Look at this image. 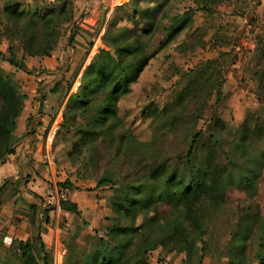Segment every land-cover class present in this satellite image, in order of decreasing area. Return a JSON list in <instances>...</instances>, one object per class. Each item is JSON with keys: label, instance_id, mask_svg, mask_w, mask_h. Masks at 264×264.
<instances>
[{"label": "rangeland", "instance_id": "rangeland-1", "mask_svg": "<svg viewBox=\"0 0 264 264\" xmlns=\"http://www.w3.org/2000/svg\"><path fill=\"white\" fill-rule=\"evenodd\" d=\"M92 1L0 0V52L8 56L11 49L19 60L24 56L19 41L22 34L17 33L20 25L7 22L5 7L20 6L27 20L35 13L60 11L66 6L74 18L71 28L61 27L63 37L49 57L25 56L32 74L0 57V67L27 97L23 112L33 108V119L44 118L39 139L30 142L43 145V158L37 164L31 160L30 191L22 200L41 207L35 217L39 232L47 231L46 224L39 221L43 212H48L53 228L58 221L59 250L56 252L52 241V248L47 249L50 264L64 263L68 243L76 242L80 251L93 249L94 244L86 237L94 235V230L102 236L114 223L117 190L163 186L166 175L152 176L162 164L167 173L174 171L178 178L188 179L186 156L197 133H202L197 160L203 161L209 147L214 148L218 167L215 180L223 188L217 201L205 199L196 211L203 221L201 238L181 207L163 202L138 214L136 225L143 224V236L162 243L147 255V261L230 264L233 240L245 231V263L259 264V251L264 245V163L251 165L264 150V136L240 149V129L251 117L264 127V101L259 96L264 87V0H171L151 26L140 15L154 10L156 3H142L143 10L135 13L138 9L129 5L130 0H117L113 6L112 0H97L99 9L87 21ZM187 14V25L179 31L178 20ZM134 20L137 24L132 26ZM125 28L128 32L124 37L131 40H141L144 29H150V35L142 39L148 64L131 91L119 100L117 122H111L97 137L90 135L88 144L82 145L80 129L88 130L90 116L85 120L78 115L74 123L65 125L68 99L80 90L84 70L99 51L108 50L106 33L120 35ZM68 85L72 86L70 91ZM31 93L35 95L32 103ZM216 120L221 122L219 127ZM210 135L218 137L221 144H213ZM248 166L256 173L251 190L228 184ZM106 176H111L114 184L99 186ZM69 185L75 188L68 189ZM16 188L20 190L21 185ZM61 201L75 203L81 215L63 212ZM22 202L17 201L14 209L26 215L28 205ZM121 223L126 226L130 222L123 219ZM176 223L185 228L184 234L192 243L190 252L169 251L175 244L168 235ZM174 241L180 243V237ZM0 264H21L18 245L14 242L7 246L2 237Z\"/></svg>", "mask_w": 264, "mask_h": 264}, {"label": "trees", "instance_id": "trees-1", "mask_svg": "<svg viewBox=\"0 0 264 264\" xmlns=\"http://www.w3.org/2000/svg\"><path fill=\"white\" fill-rule=\"evenodd\" d=\"M171 0H130L129 5L137 10H141V4L150 2L156 3L154 10H146L141 17L145 18L150 26L163 10L164 6ZM126 9V7L122 8ZM157 9V10H156ZM7 22L10 24L20 25L18 34H22L20 43L23 47L22 59H17L12 50L6 56L0 52V57L4 62L9 63L14 68L25 73L32 74L25 63V56L32 58L49 57L58 41L63 37L60 32L62 26L71 28L74 24L72 14L69 15V9L64 6L62 9H50L44 14L35 13L33 17L25 20L26 12L20 6H9L4 9ZM189 20V14L186 18L178 20L177 26L179 31L185 29ZM136 20L132 26L136 25ZM115 26V24H112ZM38 30L41 32L38 34ZM174 30V29H172ZM121 34L106 33L104 36L105 44L108 50H100L91 63L84 70L80 90L71 95L68 99L64 120L65 125L72 124L76 121V116L81 115L85 120L90 116V125L88 130L80 129L82 132V145L88 144L89 136L97 137L110 127V123L117 122V109L119 100L131 91L132 84L136 83L142 71L148 64V56L145 49L144 37L150 35V29L145 30L143 38L125 39L128 29L120 31ZM74 35V33H73ZM42 37V39L39 38ZM171 38V35H169ZM73 40V39H72ZM111 40V41H109ZM41 41V42H40ZM68 85V91L71 90ZM52 92H55L53 90ZM260 99L264 101V87L259 92ZM27 100L26 95L21 94L17 84L12 76L7 74L0 67V165L6 164L8 158L15 154L18 138L16 137L17 122L23 113L24 102ZM248 119L240 129V149L247 145L248 141L264 136L262 122ZM64 125V126H65ZM215 125L219 127L221 122L216 120ZM91 128H94L91 131ZM202 133H197L191 141V146L187 158L189 171L188 179L178 178L176 172L167 173L164 164L159 165L152 172V176H165L163 186L147 189L144 185L138 187L128 186L116 191L117 202L113 205L115 214L114 223L106 229L104 235L99 236L98 231L94 230V235L87 236L86 239L94 244L92 250L80 251L76 242L67 244V253L63 264H149L147 255L156 247L157 244L149 241L143 236V224L136 225L138 214H145L152 205L159 203H169L176 208L181 207L198 233L200 238L203 236V221L197 214L202 201L211 199L218 200V194L223 188L215 180L218 172L216 154L213 147H209L210 152L203 161L197 160V148ZM213 144L220 145L218 137L210 135ZM255 163L251 166H258L264 163V150L260 155L254 157ZM257 164V165H256ZM251 166L241 172L236 177H231L229 185L237 187L239 190H251L254 187V178L256 173L251 171ZM255 173V174H254ZM6 180L0 186V192L10 184ZM114 181L111 176H106L99 181V186L112 185ZM14 185H22L20 181ZM27 186V183L24 184ZM68 189H74L69 185ZM14 194L17 188L14 189ZM40 201L43 200L39 197ZM38 205L29 206L30 212L37 216L40 211ZM60 209L71 215L80 216L77 205L71 201H61ZM44 210V209H43ZM43 217L39 220L44 224H49L48 212H43ZM129 219V224L124 226L121 220ZM185 228L179 223L172 225L169 237L175 245L169 251L183 250L190 252L192 243H189L186 237ZM241 236V238H239ZM246 232L236 236L231 246L233 257L230 264L245 263V246L243 238ZM175 237H180V243L174 241ZM238 237V238H237ZM187 241V242H185ZM14 242L18 245V261L21 264H50L51 256L41 237V231L32 243ZM182 244L184 247H181ZM165 246V245H164ZM259 264H264V245L258 255Z\"/></svg>", "mask_w": 264, "mask_h": 264}, {"label": "crops", "instance_id": "crops-1", "mask_svg": "<svg viewBox=\"0 0 264 264\" xmlns=\"http://www.w3.org/2000/svg\"><path fill=\"white\" fill-rule=\"evenodd\" d=\"M115 2H117V0H112V6L115 5ZM92 3L94 4L92 10L89 8L87 9V12H89L88 16L86 15L87 21L93 17L94 12H96L100 6V4H97V0H93ZM52 66H50V68H53ZM36 90L37 89H34L33 91ZM29 96L30 103L34 102L33 97H35V95L31 93ZM35 114L36 111H34L33 108L24 110L22 116L18 119L17 131L15 134L17 138L22 139L16 146L15 154L8 158L6 164L0 165V186L6 180L11 181V183L0 192V237H2V240L4 237L10 236L18 242L32 243L40 233L38 218L35 219L37 216H35L33 212L29 210L26 215H20L16 212L17 210L14 209V207L18 206L17 201L19 200L28 205L29 209L30 201L26 199L22 200V198L28 197L27 193L30 191L29 177L32 170L30 163L31 160H34L37 164V162H41L43 158V145L39 143L30 145L31 140L34 141L35 138L39 139V134L41 133L40 124L44 122V118L43 121L40 119H33ZM46 154L47 157H49L47 151ZM18 181L22 184L21 191L17 189L14 194L13 189L17 187L14 184ZM25 183H27L26 187L24 186ZM41 218L42 217H40L39 220ZM42 224L44 223H41V225ZM45 228L47 231L41 232L42 240L48 250L52 248V241H54L53 246L57 252L59 250V238L56 236L57 232H59L58 221L54 228L51 224H47Z\"/></svg>", "mask_w": 264, "mask_h": 264}, {"label": "built area", "instance_id": "built-area-1", "mask_svg": "<svg viewBox=\"0 0 264 264\" xmlns=\"http://www.w3.org/2000/svg\"><path fill=\"white\" fill-rule=\"evenodd\" d=\"M3 242L5 245L11 246L14 243V239L10 236H6L4 237Z\"/></svg>", "mask_w": 264, "mask_h": 264}]
</instances>
